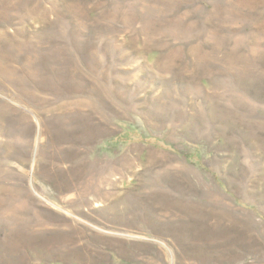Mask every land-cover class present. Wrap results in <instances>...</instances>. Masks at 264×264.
I'll return each instance as SVG.
<instances>
[{
  "label": "rangeland",
  "instance_id": "obj_1",
  "mask_svg": "<svg viewBox=\"0 0 264 264\" xmlns=\"http://www.w3.org/2000/svg\"><path fill=\"white\" fill-rule=\"evenodd\" d=\"M0 264H264V0H0Z\"/></svg>",
  "mask_w": 264,
  "mask_h": 264
}]
</instances>
